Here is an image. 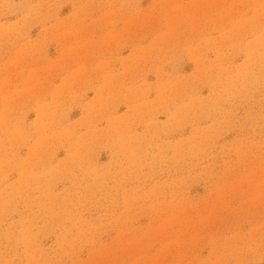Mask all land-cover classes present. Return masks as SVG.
<instances>
[{
    "label": "rangeland",
    "instance_id": "obj_1",
    "mask_svg": "<svg viewBox=\"0 0 264 264\" xmlns=\"http://www.w3.org/2000/svg\"><path fill=\"white\" fill-rule=\"evenodd\" d=\"M0 264H264V0H0Z\"/></svg>",
    "mask_w": 264,
    "mask_h": 264
}]
</instances>
